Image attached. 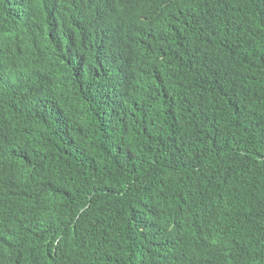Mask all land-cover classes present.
<instances>
[{
  "label": "trees",
  "instance_id": "trees-1",
  "mask_svg": "<svg viewBox=\"0 0 264 264\" xmlns=\"http://www.w3.org/2000/svg\"><path fill=\"white\" fill-rule=\"evenodd\" d=\"M0 264H264V0H0Z\"/></svg>",
  "mask_w": 264,
  "mask_h": 264
}]
</instances>
